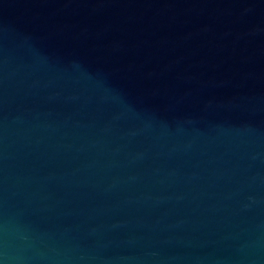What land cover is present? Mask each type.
I'll list each match as a JSON object with an SVG mask.
<instances>
[{"label": "water", "instance_id": "water-1", "mask_svg": "<svg viewBox=\"0 0 264 264\" xmlns=\"http://www.w3.org/2000/svg\"><path fill=\"white\" fill-rule=\"evenodd\" d=\"M0 264H264V0H0Z\"/></svg>", "mask_w": 264, "mask_h": 264}]
</instances>
